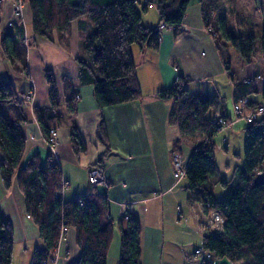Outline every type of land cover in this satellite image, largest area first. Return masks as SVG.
<instances>
[{"label": "trees", "instance_id": "1", "mask_svg": "<svg viewBox=\"0 0 264 264\" xmlns=\"http://www.w3.org/2000/svg\"><path fill=\"white\" fill-rule=\"evenodd\" d=\"M190 1L28 0L30 29L33 34L50 39L52 30L63 34L74 20L84 17L89 22L91 28H79L83 55L76 60L79 66L77 77L80 85L92 86L93 99L99 108H103L142 97L131 46L136 45L141 51L157 50L161 31L165 27H172L173 32L183 27ZM225 3V0H199L203 25L212 35L228 70L230 49L236 51L244 64H249L253 59L256 40L259 39L264 56V27L258 35L252 32L229 33L225 25ZM232 4L231 13L241 21L247 13L244 0H233ZM149 7H154L158 16L156 26H147L142 22L141 12ZM161 24H164L163 29H159ZM0 34L3 57L14 71L26 74L28 44L25 27L21 22L13 21L2 28ZM44 74L49 85V106L33 107V114L47 140L49 130L56 127V123L66 115L75 113L77 104L71 78H62L65 101L61 107L51 69L45 68ZM252 81L247 80V83ZM188 82L189 78L178 76L170 86L157 90L155 96L171 101L167 121L178 128L181 136L201 135L188 159L184 175L185 190L189 192L190 200L209 204L225 220L220 233L204 234L202 237L203 248L213 257L204 264H215L216 260L232 264H264V185L253 184V178L264 165V115L250 123L239 119L245 121L243 165L229 180H219L222 185L229 186V191L218 200L208 184V177L217 172L213 136L220 129L215 121L216 116L226 122H229L230 117L224 111L215 116V112L223 105V97L193 93L188 88ZM252 93H260L262 103L248 99L244 107H247V111L258 104L264 106V85L260 90L252 86L246 94ZM22 99L23 94L18 92L12 82L0 81V105L19 108ZM210 110L213 111L211 115ZM23 120L21 111L19 117L12 121L6 118L0 107L2 183L8 189L12 181L15 182L22 195L25 212L38 227L39 238L43 242V248L33 250L29 264L54 263L58 244L68 229L74 231L75 243L79 248L77 259L68 264H106L114 232L106 197L94 192L91 185L87 192L70 201H65L62 195L57 196L64 181L53 154L49 152L42 158L39 153H35L24 160L26 136L20 127ZM97 135L105 151L98 157L96 164L108 152L103 119L98 122ZM69 141L77 155L85 151L84 140L76 130L70 133ZM140 232V220L129 214L125 228L120 231L118 264H140ZM13 243L12 224L0 213V264H12Z\"/></svg>", "mask_w": 264, "mask_h": 264}, {"label": "crops", "instance_id": "2", "mask_svg": "<svg viewBox=\"0 0 264 264\" xmlns=\"http://www.w3.org/2000/svg\"><path fill=\"white\" fill-rule=\"evenodd\" d=\"M22 3L21 14L30 27L31 11L28 0H23ZM13 9L14 0H0V33L8 22L16 20ZM150 9L155 11L154 7H149L141 12L142 22L147 26H156L158 24L156 12L152 14L154 23H148L151 21L143 17ZM89 25V22L82 17L69 24L71 28L68 33L57 32L56 37L68 38L70 45L67 50L62 49L63 52L60 50L64 57L63 61L57 64V69H53L55 67L52 65L49 67L40 48L54 45L53 31L50 34L51 38L47 39L33 34L31 29L27 30V26L25 27L28 44L26 74L14 71L8 61L3 62L5 58L2 53L0 54V60L3 59L0 67L5 78H9L18 92L23 95L29 91L33 94L31 104L21 105L19 108L15 106V111H12L14 113L12 121L19 117L20 111L24 117L20 123L26 136L24 160L35 153H39L43 158L50 152L34 117L33 107L49 106V86L43 78V71L45 68H52L53 73L58 70L59 73L57 71L56 75L58 81L55 80V85L61 107L65 101L62 82L64 77H69L73 81L75 86L73 95L77 104L75 113L66 115L55 125L58 145L52 154L60 166L62 180L65 182L63 196L65 193L67 195L66 198L63 197L64 200H73L87 192L90 189L88 178L90 169L100 167L107 186L97 185L93 191L106 197L113 228L116 220L118 223V235L125 228L126 219L120 215L122 205L130 204L129 214L137 216L140 220V264H190L188 259L192 258L196 248V235L199 237L202 235L198 224L201 223L204 214L200 204L189 199L187 191V211L192 223L189 224L188 221L182 223L180 217L177 221H172L177 208H168V206L178 202V199L174 198H178L177 194H180L181 181L176 182L173 177L171 153L177 151L183 160L188 161L201 135L183 137L176 126L168 124L171 101L157 98L155 92L170 86L178 76L187 77L191 92L209 96L219 95L224 98L222 109L219 107L215 116L221 112V109L230 117L228 124L231 125L237 122L231 121L232 114L227 109V102L233 104L242 97L254 100L252 94L246 93L252 86L260 90L264 85L263 78L257 73V66L252 64L253 61L246 65L242 61L238 62L235 70L231 68L229 62V69H226L213 38L203 25L199 0H191L186 10L183 27L176 32L162 30L157 50L141 51L137 46L133 48V45L131 46L138 82L140 72L145 78L144 84L139 82L142 97L135 101L99 108L93 99L92 86L80 85L77 77L79 66L76 60L83 55L80 48L82 35L79 28L80 26L91 28ZM203 48L206 49V53L202 51ZM224 73L228 79V95H222L213 84L214 76ZM258 76V80H255L254 78ZM206 79H209V82L205 81ZM246 79L254 81L247 83ZM201 86H204L203 89ZM100 119H103L105 125L108 152L105 158L96 164L98 157L105 151V146L97 135ZM73 130L79 132L85 143V151L78 155L73 152L69 141V135ZM185 186H183L184 190ZM213 196L218 199L214 193ZM180 208L181 206L178 209ZM196 208L201 210L197 212ZM0 213L12 224L13 231L16 232L15 235L13 232L14 240L17 234V240L24 244L23 260L29 255L30 247L43 248V244H40L38 227L27 216L22 195L15 182L12 181V185L6 189L1 176ZM193 213L196 216L195 223L192 219ZM166 227L172 230V238L164 235ZM186 230L192 233H187ZM115 241L116 255L113 252L115 244L114 248L110 245L106 264H118L117 236ZM111 249H113L112 254ZM78 255L79 248L75 243L74 231L68 229L58 244L57 258L52 264H68L76 260Z\"/></svg>", "mask_w": 264, "mask_h": 264}, {"label": "rangeland", "instance_id": "3", "mask_svg": "<svg viewBox=\"0 0 264 264\" xmlns=\"http://www.w3.org/2000/svg\"><path fill=\"white\" fill-rule=\"evenodd\" d=\"M141 1L143 2L144 0H141ZM232 1L233 0H225V2H226L225 3L226 4L225 5V8H226L225 25H226L227 31L231 34H238V33L246 34L248 32H252V33L258 35L261 28L264 27V0H244V5L247 8V13L244 14L245 16L241 21L237 20L234 16H232L233 13H231V10H230V8H232V6H233ZM22 2H23V0H22ZM22 6H23V3H22ZM138 9L140 10V8H138ZM154 12L155 11H153V9H150L147 12L146 16L145 15L143 16L144 18H147L148 20L151 21L148 23H154V22H152L154 20V18H153L154 16L152 15V14H154ZM14 16L16 19V20L14 19L15 22H21V24H23L24 27H26L28 25L24 21V17L22 16V14H21V18L19 17L20 19L15 14H14ZM12 22H8L7 26H9ZM70 28L71 27L69 26L65 30V32L68 33ZM27 30H30V27L27 26ZM52 31L55 34L54 45L51 44L49 46H41L40 48L43 52L45 61L49 64V67L52 65L55 67L53 69H57L56 68V67H58L57 64L59 62L63 61V57H64L63 53H62L63 50H67L70 47V45L68 42L69 41L68 38H62V36L56 37V34L59 31H57V30H52ZM25 33H26V29H25ZM29 33H30V31H29ZM89 33L90 32L88 31L87 34H89ZM31 35H32V33H31ZM0 37H1V34H0ZM211 37H212V35H211ZM26 42H27V40H26ZM133 47H136V45H133L132 48ZM202 51L204 53H206L205 48H203ZM1 53L2 52H1V48H0V54ZM230 53H231V56L229 59L230 66L233 70H235L236 66L238 65V62H241V60L238 57L235 50L230 49ZM135 54H136V52H134V59H136ZM2 60H0V64H2L1 63ZM5 60H3V62L8 61V60H6V61ZM252 61H253L252 64H256L257 73L263 78V81H264V56H263L261 49H260L259 39L256 40V43H255V50H254ZM244 65H246V64H244ZM50 69H51V72L53 74L54 81L55 80L58 81L57 76H56L58 70H55L53 73L52 68H50ZM1 70L2 69L0 67V81L1 82H10V79L5 78V75H3V72ZM58 73H59V71H58ZM214 77L215 78L213 79V81H214L213 84L215 85V87H217L218 91L221 92L222 95H228L229 85H228V82H227L228 79H227L225 73L223 75L217 74ZM43 78L46 82L44 71H43ZM143 79H145V78L141 75V72H140V76H139L140 84H144ZM254 79L258 80L257 77H255ZM250 80H253V79H250ZM205 81L209 82V79H206ZM193 87L195 88V86H193ZM203 87L204 86H201L202 89H203ZM200 91H203V90H200ZM226 97H228V96H226ZM252 97L254 100L262 103L260 93H252ZM0 107H1L3 114L6 116V118L11 120L13 117V114H14L12 111L13 110L15 111V109H14L15 106L2 104V105H0ZM230 107H231V109H230ZM232 108H233L232 102L228 101L227 102V109H229L231 114H233ZM220 111H222V110H220ZM246 112H247V109L244 108L243 113H246ZM209 114L210 115L213 114V111L210 110ZM232 122H237V121H232ZM244 126H245V121H243V120H239L236 124H231V125L228 124V122H226L225 125L222 127V129H220L213 136L214 159H215V163L217 165V172L215 175L208 177V184H209L210 189L212 190V192L214 193V195L218 199H222L229 191V188H228L229 186L226 187V186L222 185L219 182V180H225V181L229 180L230 178L233 177V175H235V173H238L237 169H239L243 165V157L242 156H243V143H244V139H245V133L243 131ZM175 152H177V151H175ZM185 185H186V180L182 179L180 182V186H179L180 194L179 195L177 194L178 198H174L175 200L178 199V202H175L174 204H169L168 208H177L175 210V217H173L172 221L175 222L178 220V217H180L181 218L180 220L183 221L182 223L188 221L187 223L191 224L192 220L190 218L189 212L187 211V209H188L187 205L188 204L186 202V196L188 195V192L183 189V186H185ZM66 195L67 194L65 193V196H63V197L66 198ZM180 206H181V208L179 210L178 208ZM199 209L200 208H196L197 212ZM206 213H207V211L204 212V214H206ZM195 217H196L195 213H193L192 219H193L194 223H195ZM208 220H210V219L206 218V216H205L204 222L207 223ZM202 229H204V228H202ZM13 230H14V228H13ZM204 231H205V229H204ZM164 232H165L164 235L166 237H170V238L173 237V233H172V230H170V228L166 227ZM186 232L192 233L189 230H186ZM15 233L16 232H14V235H15ZM201 233H202V235L200 237L196 235L197 240H196V246L195 247L201 246V242H202L201 240H202V237L204 235L203 232H201ZM115 234H117V235H115ZM116 236H117V243L119 246L120 233L118 235L117 220L115 223V228H114V232H113V239H112V243H111V248H114V244H115V251H113V252H115V255H116V250H117V247H116L117 245H116V241H115ZM17 239L18 238H17V234H16L15 240L13 243L12 264H29L30 260H28V256H30V258H31L34 247H30L31 251H30L29 255L27 253L28 256L26 257L25 260H23L22 252H23L24 244H22L21 241L19 242ZM40 244H43V242L41 240H40ZM112 250L113 249H111V254H112ZM118 253H119V248H118ZM188 260L190 261V264H197V260L193 257V255H192V258H189ZM189 261H188V263H189ZM223 262H226V264H232V263L225 261V260H216L215 264H224Z\"/></svg>", "mask_w": 264, "mask_h": 264}, {"label": "built area", "instance_id": "4", "mask_svg": "<svg viewBox=\"0 0 264 264\" xmlns=\"http://www.w3.org/2000/svg\"><path fill=\"white\" fill-rule=\"evenodd\" d=\"M6 1V0H5ZM13 12L18 18H21L22 13V0H14V9ZM19 18V19H20ZM164 24H161L159 26V29H163ZM166 30L172 31V27H165ZM259 78V76L257 77ZM247 82V81H246ZM33 98V94L31 91L25 93L23 95L22 99V105L31 104ZM248 101V98H241L237 102L233 103V114H232V121H237L239 119L245 120L247 123L252 122L253 120H256L260 116L264 115V106L261 104L256 105L252 110H248L246 113H243V109ZM225 122L223 118L220 116H216L215 125L218 129H222V127L225 125ZM49 151L51 153L55 152V148L58 145V140L56 138V127L51 128L49 130L48 139L46 140ZM171 162H172V174L176 182L181 181L184 179L185 170L189 164L187 160H183L181 154L179 152L173 151L171 153ZM89 182L91 187L95 188L97 185H105L107 186V181L104 177L103 170L100 167H93L90 169L88 174ZM65 186L64 182H62V190L58 192L56 195H62L63 196V187ZM200 206L202 207L203 214L207 211L206 214L203 215V218L201 220V223L199 224V228L203 232V234H217L220 233L223 229V226L225 224V220L221 213L216 210L210 208L209 204H204V202L199 201L198 202ZM131 208L130 204H124L121 207L120 215L121 217L127 219L129 216V210ZM209 218L210 220L207 221V223L204 222V217ZM203 224V225H202ZM204 228V229H202ZM193 257L197 260V264H204L205 262L212 260V254L205 250L201 244V246L196 247L193 251ZM45 264V263H44Z\"/></svg>", "mask_w": 264, "mask_h": 264}, {"label": "water", "instance_id": "5", "mask_svg": "<svg viewBox=\"0 0 264 264\" xmlns=\"http://www.w3.org/2000/svg\"><path fill=\"white\" fill-rule=\"evenodd\" d=\"M18 98H19L18 100H20V95H18ZM253 184L255 186L264 185V165L262 167V170L258 172L253 178Z\"/></svg>", "mask_w": 264, "mask_h": 264}]
</instances>
